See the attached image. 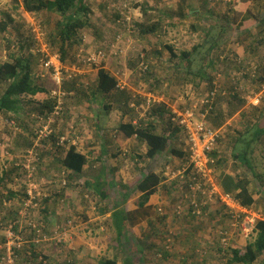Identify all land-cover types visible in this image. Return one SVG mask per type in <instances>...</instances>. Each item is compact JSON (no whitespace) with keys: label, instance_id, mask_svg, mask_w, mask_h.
<instances>
[{"label":"rangeland","instance_id":"1","mask_svg":"<svg viewBox=\"0 0 264 264\" xmlns=\"http://www.w3.org/2000/svg\"><path fill=\"white\" fill-rule=\"evenodd\" d=\"M118 1L126 2L128 4L130 8V16L132 18L131 25H135L134 30L136 32H133L132 27H131L132 33L127 32L126 30L119 31L120 27L115 25L114 15H112L115 12L110 11V14L108 13V10H107V7L109 8L108 5L117 3ZM156 1L157 0H148V1L147 0H86L87 4L91 7V11H92L89 17L90 25L88 29L83 31L84 33L82 37L83 43L81 47L72 48V51H71L72 57H75V62H76V55L79 53L81 49L83 50V54L88 55L98 48H104L108 46L110 42H114L116 40L118 35L122 36L121 39L119 40V42H121V49L126 50L121 57L125 66L118 65L119 69L116 72H118L119 75L121 73L125 75V72L128 73L127 76L126 75L125 76L128 80H130V83L126 81L127 87H129V90L126 89L125 91L120 92V94L117 97L108 96L107 101L105 100V102L112 103L111 106H114L118 109L116 112H114L115 121H112L111 126H109V124H106V120H103L102 118L98 119L100 122L102 123L104 122L105 125L107 126L106 136L111 135L110 136L111 138H113L114 140L116 139L114 137V134H116L115 131L118 128L119 122H121L120 121L121 113L122 115H124L123 113H126L132 116L133 115L132 111L134 113L136 112V114L133 116L136 117L135 120L140 121L141 119L146 117V114L152 108H154L153 105L150 107L145 105V100H144L145 95L148 94V92L152 91L150 88L152 85L151 86L149 85V81L147 83L144 82V78L148 79L147 75L153 76L155 72H156L155 74L159 76L163 75V73H161L162 72L161 69L159 68L160 67L159 62L163 58H167L168 56V53L164 50L165 46H172L177 53H181L183 51L190 52L192 51V48H196V46L201 47L196 52H194L192 55V60L190 63L191 71L192 73H195L196 75V73L199 70H201L202 72H205L206 75L211 79H213V77L215 76L216 79L215 81H213V84L217 86L216 88L218 89L219 95H220V96L218 95L219 99L218 100L216 99L214 102L213 112L210 114L211 116L209 115L208 119H206L208 116L205 118L206 120H208V122L205 120L206 124L210 123V126L212 127L214 125H222L224 119L227 118L228 113L232 111V108L234 106L241 105L239 102L241 100H248L250 104L253 105L255 99L258 98L257 104L258 105L264 104V83L260 82V80H263L264 78L261 77V79L258 81L259 78L253 79V78L247 77V78H242L240 82H233V79L236 77L233 78L232 75L236 72H230L228 68L229 67L228 63L230 61L227 60L229 57L230 58L233 57V60L235 59V54L232 53L231 46L233 42H241V43L244 42L246 34L249 37V42H255V44L258 47L259 45H261L259 44L261 43L259 42L260 37L264 38V22H262L261 20V15L264 14V0H247L249 1L248 5L250 4L248 7L250 9L249 13L250 15H253L254 18L252 21H250L251 24L247 25L246 27H244L242 23L237 25V22L234 21V19H236L234 17V14L232 13L234 8L233 7L231 8L232 5L228 4L230 0H210V2H207V1L203 2L202 0H191L192 9L190 10L186 9L188 8L189 3H183L179 0L177 1L174 0V2L172 3L170 1L165 2L166 0H161V2H164L161 5V7L154 6ZM148 7L151 8V11L146 10ZM208 7H210V10H207ZM159 10L160 11L162 10V12H166L168 16H170V18L165 19V22L162 23V26L160 27V31H158L157 33L145 35V36H142L139 33H137L138 25L140 24H147V25L155 24L156 25L158 23L157 21L160 19V17L159 15L157 16V13L159 12ZM5 13L10 14L11 18L17 23V25H20V28L18 29V31L16 32L14 31L13 32L14 34L11 38L21 39L22 42H17L15 39H10V38L6 39L5 36L0 33V42H1L0 43V62L10 61L9 59L5 60L7 56L9 57L8 51L11 47L10 46L11 44L8 43L9 44L8 45L6 43L8 40L14 45L20 44V43L25 45L24 46L25 49L24 51H22L23 58H25V53L27 51H29L30 54L33 55L31 50L35 49V47L38 48L39 43L36 42L35 37L31 32L32 22H35V23L37 22L39 25L41 24L43 31L44 32L47 31V34H48L50 29L53 28L56 22L59 21V18L57 17L56 14H49V13L47 14L45 12H42L40 14L26 15L23 12L22 8L17 7V4H15L13 0H0V19H2V15ZM217 37L220 38V42H214ZM39 42H42V41H39ZM45 42H46V39H45ZM212 44H214V46L217 48L216 50L209 51V47L212 46ZM142 49L148 52V57L150 61L149 69L145 72V74H140V72L136 68L130 69V66L133 65L134 67V64H135L134 60L137 57V53L141 51ZM263 50H264L263 48H260V53H258L259 56L257 57L259 58V60L255 62H247V63L243 62V66L242 65L239 66V69L243 70V72H247L250 70V66L252 65L260 66V64L264 62V51ZM158 52L162 53L161 58L157 56ZM209 59H211V61H209ZM72 60L73 58L71 59V61ZM75 62L73 64H75ZM117 62H119V60H117ZM65 65L71 66L69 64H65ZM77 66L79 68V71H81L80 75H78V77H76L74 81H71V82L65 81L67 82L66 84L70 86L66 90L68 92H74V91L76 92V95L74 98L69 95V97L65 100L66 103L69 102V106H72L74 103H77V104L85 103L86 98H87V93L89 91L95 92V90H93V86H91V89L88 87V82H89L88 79L82 81L83 79L82 76L84 75L87 76V73L85 72H90V70L84 67L83 64H77ZM180 68H182L183 70H186L184 66H181ZM263 68H264V64L261 67V70H258L257 72L263 75L264 74ZM173 69L174 68L170 70L167 69V71L165 72L166 74H168L167 76L170 78L169 80L173 82L172 83L168 82V84L160 85L159 87H157V90H153L157 92L154 94H158L157 96H154V97L160 100V102L166 104L168 109L171 110V107H172L173 110H175V112H177V110H182L186 105L188 106L191 105L193 96H195V98L204 97L206 94L210 92L209 91L210 84L207 83L208 81L205 79L202 80L199 77L195 79V82H197V87L195 88H193L192 85H186V86H182L183 84H181L180 86L177 85L175 78L171 77ZM192 81H194V79H192ZM3 84L7 85L8 83H3ZM46 84L50 88L53 87L51 80H50V76L46 79ZM81 84L83 85V89L80 92V91H77V89L80 88ZM235 84H237V86H233ZM170 85H173V86H170ZM220 88L224 90L223 91L225 92L224 96L221 95L222 93H221ZM3 90H4V87L2 88L0 87V91H3ZM228 93H231V96L236 102L234 104L233 102L234 100L231 99V96L228 98L227 104L223 102L221 105V109H220L223 119L216 120L215 113H219L216 110V105L220 104L225 99ZM253 93L255 94L252 95ZM134 94H135V97L133 98ZM125 95H127L128 99L125 98ZM236 95L239 97H236ZM237 98H239L240 100H238ZM28 100L29 99H24L23 102H27ZM39 102L40 101H38L37 104H39ZM123 102H128L129 105L122 106ZM116 103H118L119 105L116 106ZM130 103L135 104V106L130 107ZM29 104L31 107V109L29 110L36 111L37 109H39L37 108L39 107L38 105L31 104V103ZM26 108H28V106H26ZM92 115L96 118L97 116H99L96 110L92 111ZM262 115L263 113H261L260 117H262ZM163 118H167V116H164ZM262 118H263L262 120L263 122H260V125H258L257 128H264V116ZM70 120L71 119H68L66 120V122H69ZM166 121L167 120H165V122ZM193 124H197L196 117L193 120ZM34 125H35V129H37L38 124L35 123L33 124V126ZM29 126L31 127L32 124L29 123ZM68 127L69 128L73 127V124H69ZM6 129L8 131V133H6L7 135L14 136L15 131L12 127H11V131L8 128ZM91 130L95 133V135L97 134V132L94 129L91 128ZM17 136L18 134L15 137ZM3 141L4 139L1 140V142ZM95 146H98V145H95ZM6 147L8 148V145L3 143L2 150L0 151L1 155H5V153L7 152ZM171 147H174L178 151H182V149L184 148L186 152L187 142H186L185 134L180 132L173 139V142L171 143ZM120 148L121 147H119V150ZM228 150H229V145H225L224 151H228ZM97 151L98 149H95L94 154H98ZM120 152H121V155L123 156L124 151L121 150ZM37 153L41 155L40 152H37ZM169 155L170 154L167 152L163 153L162 157H158L151 164V165L161 164L159 168L163 164H164L163 165L164 168L166 166L169 167L164 170V175L168 176L169 180L167 181V177H166L163 183V185L165 186L167 185L168 187H170V180H174L176 178V175H173V174L171 175V173L180 171L178 169L180 168L182 164L178 160L168 158ZM122 156L118 159V163L121 164L120 166L124 164L123 168L125 172L121 174H118L116 172L112 173L110 164H114L116 160L109 159L108 160L109 169L107 171V175L104 177L105 185L103 189L105 192H107V195H108L107 200L110 202L108 203L110 210L114 209L113 204L115 203H118V205L120 203V205H122V203L124 202L123 196L125 194H127L130 197V195L135 193L134 191H130L129 189L125 190L123 188V185L128 186V188H131L141 178V176H139V179H138V175L136 174L129 175L127 173V167L129 166L130 160H126ZM200 161L203 162V159L199 160V162ZM120 168L122 167H118V169ZM220 168H222L223 170H227L230 168V166L229 164L228 166L227 164H222ZM43 170L47 171L44 168ZM20 173H24V172H20ZM89 174L91 175V177H93L91 171H89ZM44 176L47 177V172H46V175ZM129 176L132 179L129 178ZM40 178H41L40 173H38L35 176V179L34 178L29 179L27 175L25 176L20 175L19 178L16 179L17 182H14L13 185L9 184L10 186H8V188L9 190L12 189L13 193L20 195L19 192H23L24 188H26L27 185L35 183L37 185L32 184L35 189H32V185H31L28 187L27 191H31V193H34L35 195H39L41 199L38 202H40L41 204V201L42 202L47 201L46 198L50 197V194L44 189V188H47V186L44 184L45 183L44 181L40 182ZM214 178L217 180V175H214ZM11 180L13 181V179ZM66 180H67V187L68 188L72 187L71 185L72 182L71 183L70 181L68 182L67 178ZM85 183H87L86 177H84L83 180L79 181V184L74 182L73 185L81 187L80 193L77 190H75V192L77 193V196L82 197L83 199L82 203H84L85 206L88 207V206H91L94 202H96V196L93 191H91L90 189H85L83 187L82 184H85ZM159 192L161 195L165 197L163 198L160 195V199L165 200L167 197V194L165 195V192L163 189H160ZM222 193L223 192H221V195H223ZM175 201L178 206V204L182 201V198L179 193H176V191L172 189V191H170L169 193L168 203L169 202L173 203ZM22 204H23L22 198L15 197V199H13L12 206L8 205L4 207L3 209H1L0 207V219H2L1 222L4 228L7 225V222L5 220H7V217H8V216L6 217L5 211L12 210L16 212L21 209ZM260 206L263 207L264 209V199L263 198L260 200ZM29 207H31L32 210H34L35 212L37 206L36 207L29 206ZM29 207L24 206V209L27 210ZM99 208H102V207L99 206ZM167 208H168L167 214H165V210L162 207L160 208V211L158 212V214H163L167 217H169L170 215L174 216L171 211L175 209V207L173 208L167 207ZM210 209H211V206L208 207L207 211H210ZM230 209H233V213L235 214L234 216H239L240 213L244 212V210L237 208L234 205V203L231 204ZM63 213L65 215H72L73 211L64 210ZM258 213L264 217V210H260L258 211ZM85 216H86V219L88 220L89 218L88 214H85ZM23 217L28 218L26 216V213H23L22 218ZM243 218L244 216H241V217L239 216L238 218V222H239L238 225L240 229L242 226L241 222L243 221ZM15 220L19 225L22 223L21 222L22 220H19L18 218L17 219L15 218ZM15 220H10V222L15 221ZM245 220H247V218ZM76 221H77L76 218L69 219V220L66 219L63 225L59 224L58 226H56L55 223H53L54 227H53V230L51 231H56L57 233L54 232L53 234V232L49 231L52 234L53 238L52 237H48V238L53 239L56 244L62 246L61 249L63 250V253L61 251L60 256H59L61 258L63 257L65 258L67 256L66 254H68V250H70V248L68 247L70 245V241L68 240L69 235H66L63 238H60L59 236H57V234L63 232V231L60 232L59 229H61L63 226L66 225V227L68 228L67 229V234H68V232L73 230L75 228V225L78 224L76 223ZM218 221L219 222H218L217 232L221 229L229 227V219L223 216L222 214L219 215ZM82 223H85V222H82ZM154 223H157V221L153 220L152 225H154ZM45 224H48V223L44 221L43 225ZM98 224L100 226H104L103 231L105 233L107 232L110 233L108 223L106 224V222L102 221L101 223H98ZM89 226L94 227L95 225L90 223ZM175 226H176L175 222L169 223V221H166L165 219H160L157 225V229L159 231L154 232V235H152L153 233L152 229L148 228V225L146 224V226L144 227L145 230L142 231L143 233H145L146 237H144V235L142 234L141 239L140 238L130 239L128 237L120 239V243L124 249L123 254L119 253L118 251H114L112 249L110 243L108 242V239H105L101 235V230L93 233L92 228H90L91 230L86 229L84 230L85 231L84 238H100V239L105 240V241L103 240L100 244L98 243V241H89V240L86 241V243L90 245L89 253H91L92 251L93 258H96L95 260H98L100 262L103 259L104 260L113 259L116 262V264H120L122 259H124L125 252L129 251L131 255L130 254L128 255V259L132 260L133 264H153L154 262L151 258H150L151 261H149V256L144 254L142 257V252L140 251V249L143 250V252H146L148 255L150 254L152 250H155L156 252L158 251L159 258L162 254L161 252L166 249L168 250L170 254L168 257V260L165 261L166 264H168L169 261L170 263L175 262V264H187V263L193 264L189 262V259L191 256L190 248L187 249L188 252L180 251L177 254L173 253L172 249L176 248L177 242H178V239H175L174 234L176 233V230L178 234L188 233L189 240L191 243L193 242V240H196L197 235L196 234L194 235L190 224L184 221H180V226L178 229H175ZM246 228H247L246 229L247 231H244V235H242L240 231H237L236 234L242 235L243 236L242 238H244L245 241H247V243L249 242L251 243L254 239V235L252 231L249 232L251 226L250 227L248 226ZM2 231L4 232V230ZM89 232L91 233L88 234ZM50 235H47V236H50ZM232 238L230 239L229 242H231ZM139 240H141V246L139 244ZM29 241L30 239L26 237H20L19 239L9 241L16 248H17V245H19V248H17V250H19V255L17 256L16 253L14 252L15 262L17 261V264H41V262H44V261H45V264H68L67 260L60 261L57 259H56L57 262L55 261L54 263L53 257L56 258L57 253L55 252L54 254H52L53 252L51 251L52 249L48 251L46 250L50 248V245H51L50 242L42 244V245L41 244L32 245L33 246L32 252L38 255V261L33 260L32 257L33 255H36V254L31 255L30 254L31 248L28 247V249L30 250L25 248V246H27V243ZM211 241H212V237L209 238L210 243H212ZM6 243H7V239H4V241L0 242V254H3V256H0V262L2 258H6ZM130 247L131 248L133 247V251ZM181 247H182V250H184L183 245H181ZM200 248L202 250V245L201 247H198L196 249L199 250ZM84 249H82L81 253L75 256L74 264H87L85 263L87 258L82 260ZM173 255H175L177 258L176 259L173 258L172 257ZM44 258H47V259H44ZM141 258L142 259L144 258L143 261L141 260ZM155 258L156 260L159 259L158 257H155ZM186 258L188 259V262L183 263V261L186 260ZM33 261L36 263H34ZM159 263L160 262H156V264H159ZM220 263L226 264L227 262L223 258H220ZM69 264H72V262ZM100 264H103V263H100ZM195 264H198V263H195Z\"/></svg>","mask_w":264,"mask_h":264},{"label":"crops","instance_id":"2","mask_svg":"<svg viewBox=\"0 0 264 264\" xmlns=\"http://www.w3.org/2000/svg\"><path fill=\"white\" fill-rule=\"evenodd\" d=\"M236 3L231 6L233 7V14L236 19H234L235 22H237V25L241 24L246 27L247 25L251 24L250 21L253 20L254 16L250 15L249 13V1L247 0H236ZM187 11V10H186ZM189 11V10H188ZM261 20L264 21V19ZM245 32V31H244ZM1 43V42H0ZM232 53L235 54V57L237 56L240 58L244 63L247 62H255L259 60L257 58L259 56L258 53H260V48H263L262 45H259V47L255 44V42H249V37L246 34L244 42H233L231 46ZM264 49V48H263ZM258 54V55H256ZM253 59V60H251ZM115 60L110 59L107 60L104 68L107 70L113 77L116 78L115 72L119 69L118 66L115 65ZM230 68V66H229ZM233 68V67H231ZM234 69V68H233ZM230 72H233L232 69H230ZM87 73V72H85ZM96 74L87 73V76H82V81L87 80L88 87L91 89V86H93V90H95L94 84L96 82ZM130 83V80H128ZM9 84V83H8ZM8 84H1L0 87H4L3 91H0V97L4 93L5 89L8 87ZM36 84L39 87H43L48 92L50 91V87L47 86L46 80H36ZM125 90H129V87H127V83L125 82ZM70 86H68L66 83L62 86L66 90ZM124 90V91H125ZM67 91V90H66ZM118 92L114 93V96H118ZM253 93L252 95H254ZM112 96V95H110ZM104 95H101L96 90L95 92L89 91L87 93V98L85 103L83 104H77L74 103L72 106H69V102L65 104V112L64 116L61 120H57L53 123V128L55 130V136L52 138L51 142H46L43 144L42 150H41V157H40V171L38 173L41 174L42 180L46 182L47 188H44L49 194L50 198L48 202L45 201L40 206V215L41 218L45 222L48 223V225H51L53 223L61 224L65 222V220L74 219L76 218L78 223L75 225V228L68 232L67 235H69V241L70 245L68 246L70 250H68V254L71 253L74 256L75 262V256L77 254L82 252V249H84V254L82 255V260L86 259L87 264H100L102 262L95 260L96 258H93V252H90V245L86 243L87 240L89 241H98L100 244L104 239L100 238H84V230L92 228L93 233L98 232L101 230V235L108 239V242L110 243L112 249L114 251H118L119 253L123 254V247L120 243V247H116V242L110 239V233H105L103 231L104 226H100L98 223H101L102 221L108 223L111 214L113 212V209H109L108 203H110L107 198L105 200L99 199L97 195V183H101V189L104 188L105 185V176L107 175V171L109 169L108 166V160L109 159H115L114 164H110V168L112 173L116 172L118 174L124 173V164L120 166L121 164L118 163V159L122 156L121 150L124 151L123 158L126 160H130L129 166L127 167V173L129 175L136 174L141 176L142 174L145 175L148 172H153L156 174H164V170L166 168H169L166 166L165 168L163 165L159 168L161 164L157 165H151L153 161H155L159 156H156L154 159H147L145 157L147 147L144 142L139 141L136 137H126L121 131H119V128L115 131L116 134H114L115 140L111 138L110 136H106V125L103 122H100L98 119L102 118L103 120H106V124H109V126L112 125V121H115V113L118 109L114 106H111L112 103H107V97L104 98ZM239 97V96H238ZM46 95L43 93H37L31 99L34 102L35 105H38L41 108L43 105H41L42 102L45 101ZM219 99V98H218ZM240 100L239 98H237ZM242 99V98H241ZM39 102V104H37ZM235 104V100L233 101ZM241 105L234 106L232 108L231 112H227L228 116L226 119H224V123L217 127V129H220L222 131L220 140L218 141V145L216 149L210 153V157L214 158V168L210 175V178L208 177L209 181L212 182L214 193L219 197L222 194H225L226 192L223 191L220 185V176L221 175H229L231 176L235 181L237 180H243L248 183L247 190L253 199L254 203L253 205L249 206V209H251V217L253 220V224L251 225V229L253 226H256V223L258 221H264V217L258 213L260 210H264L263 207L260 206V200L264 199V128H257L258 125H260V122H263V116H264V104H259L257 106H253L250 104L248 100H241L239 101ZM248 102V103H247ZM111 106V111L107 109V106ZM222 104V103H221ZM28 106V108H26ZM116 106L118 104L116 103ZM30 104H24L23 102L19 103V107L17 110V115H19V119L22 121L17 122L16 121V113L9 112L6 116L4 114H0V139L4 141L1 142L0 140V151L2 150V144L5 143L8 145V149H11V155L14 158H17V156L27 148H29L32 145V132L31 129H35V124L31 120V115L36 114V111H31ZM173 108L171 107V110ZM20 110V113H19ZM96 110L99 114V116L94 117L92 115V111ZM137 110V108H136ZM261 113H263L262 117H260ZM22 114V115H21ZM124 115H121L119 125L122 124H128L133 123L136 124L137 120H135L136 112L134 113L132 111V116L130 114L123 113ZM262 118V119H261ZM71 119L69 122H66V120ZM19 126H18V124ZM29 123L32 124V126H29ZM14 124L17 125V129H14L16 132L14 136H9L6 133H8V128L11 131V125L14 126ZM69 124H73V127H68ZM21 125V126H20ZM118 125V126H119ZM235 127H249L250 128V135H246L245 137H239V134H235L234 129ZM94 129L97 134L91 130ZM6 131V132H5ZM224 132V133H223ZM18 134L17 137H15ZM110 134V133H108ZM9 136V137H8ZM56 137H63L67 139L68 144L74 145L73 148L77 153L85 157L86 164L82 167V172L80 174H73L71 172L68 173V182L70 181L72 187H62L61 186V180L59 179L60 175L66 171V169L63 168L62 162L66 157V154L69 150V147L64 146L61 149H52L53 142L56 140ZM240 138V144L237 145L236 141ZM243 138H246V141L250 144V147L248 148L247 154L243 155L242 152H240L242 149H245V142ZM244 143V144H243ZM98 145V146H95ZM225 145H229V150L224 151ZM119 147L120 150H119ZM187 150L185 152L184 148L182 151L184 153V157L187 156L186 159L189 158V160H185L184 163H193V160L190 158L188 147H186ZM236 148L238 152L236 153ZM98 149V154H94V150ZM106 151V152H104ZM17 152V153H16ZM104 152V153H102ZM16 153V154H15ZM186 153V154H185ZM12 156L6 157L4 155L0 154V167L3 164L12 165L14 161H10ZM235 156V157H234ZM170 159L178 160L180 163L183 162V159H180L179 157L169 155ZM10 159V160H9ZM135 161V162H134ZM187 161V162H186ZM222 164H229L230 168L223 170L220 168ZM118 167H122L118 169ZM43 168L47 171H44ZM179 170V169H178ZM89 171H91L93 177L89 174ZM47 172V177L46 175ZM179 171H176L175 173H171V175L178 174ZM44 174V175H43ZM214 175H217V180L214 178ZM84 177L87 178V183L82 184L85 189H90L94 192L96 196V202H94L91 206L86 207L83 202L82 197L77 196V193L75 190H77L80 193L81 187L74 186V182L79 184V181L83 180ZM129 178H131L129 176ZM219 178V179H218ZM132 179V178H131ZM140 180V179H139ZM168 181V180H167ZM166 181V182H167ZM11 181L7 183V187L10 186ZM88 182L90 184H88ZM164 183V181H163ZM163 183L157 188V191L151 195L146 203L142 206V208H138L134 205V201H139V198L141 194L137 191L130 195V197H126L125 201L120 205L119 207L124 209L125 214H127V218L129 219V223L127 226V229L125 230L124 237L122 238H140L143 234L144 237H146L144 231V227L146 224L148 225V228H151L154 235V232H158L157 225L159 223L160 219H165L166 221H169V223H176L175 229H178L180 226V221H184L188 224H190L191 229L194 233V235H197L196 240H193L191 243L189 240V234L188 233H181L178 234L177 230L175 235V239H178L176 248L172 249L174 254H177L178 252H184L187 251L188 248H190V263H198V264H223L220 263L221 258V252L214 251L211 247L212 245H216V250L218 249V245L212 244L209 242V238L212 237V239L215 237L214 230L217 234V228H218V220L220 211H223L226 213V217L230 220L234 219V213L231 212L228 209H225L227 206L223 203H220L217 201V196L213 195L212 200L209 201L208 196L206 195L207 190L203 189L202 194H199L198 197L193 198L189 201L193 200L197 207H190L188 205H181L178 204L179 207H181L184 210V213L181 216L175 215V210H177V203L176 201L171 203H168L169 193L170 189L168 186L163 185ZM136 186V183L133 187L128 188V186L123 185V188H127L130 191ZM1 190L5 193L6 190L1 187ZM163 189L165 192V195L167 194V197L165 200L160 199V192L159 190ZM211 186L209 187L208 192H212ZM235 194V193H234ZM163 198H165L163 195H161ZM210 197V196H209ZM234 198V197H233ZM202 200L207 201L205 205H202ZM217 201V202H215ZM235 203H238L237 201ZM208 205L211 206L210 211L205 210L202 212V207ZM101 206L102 208H99ZM106 206L108 209H106ZM164 208L165 214H167V207H175L171 212L174 216L170 215L169 217L158 214L160 211V208ZM254 208V209H252ZM64 210L67 211H73L72 215H65L63 213ZM102 211V212H101ZM6 215L9 219H13L17 216V212H14L12 210L5 211ZM85 214H88V220L86 219ZM37 214H35L36 216ZM133 215V216H132ZM55 216V217H54ZM34 215L31 216L33 219ZM185 217V218H183ZM181 218V219H180ZM217 218V219H216ZM153 220H156L157 223H154L152 225ZM85 222V223H82ZM92 223L95 225L94 227H90L89 224ZM254 228V227H253ZM238 229L234 230L233 232H237ZM253 230V229H252ZM222 234L226 233V228L222 229ZM53 234L55 231H52ZM89 232L88 234H90ZM255 237V231L252 232ZM87 234V233H86ZM85 234V235H86ZM51 236V235H50ZM137 236V237H136ZM242 235L236 234L231 240V248L234 250H239L241 252H244L246 249V246L248 245L247 241H245L244 238H242ZM216 238V237H215ZM105 241V240H104ZM137 241V240H136ZM177 241V240H176ZM155 242V241H154ZM250 243V242H249ZM139 244L141 246V240H139ZM181 245H183L184 250H182ZM204 247L203 250L201 248L197 250L198 247ZM122 249V251H119L118 249ZM131 248V247H130ZM133 251V247L131 248ZM143 255H148L146 252H143V250L140 249ZM156 252L155 250H152L151 252ZM204 251V252H202ZM188 252V251H187ZM158 253V251H157ZM189 253V254H190ZM68 254H66L68 256ZM130 254L129 251H126L124 254V259L120 262V264H126V260L128 259V255ZM86 255V256H84ZM131 255V254H130ZM148 256L152 259V253H150ZM90 257V259H89ZM156 257V254L154 255V258ZM177 258V257H176ZM60 260L63 261L64 259L56 256L53 257L54 263L55 261ZM142 259V258H141ZM113 260V259H112ZM101 261H108V260H101ZM114 261V260H113ZM149 261L150 258H149ZM57 262V261H56ZM78 262V261H77ZM153 264H156V260H153ZM159 262V261H158ZM183 263H186V260L183 261ZM161 264V263H159ZM168 264H175V262H168ZM188 264V263H187ZM254 264H264V251L259 255L258 259L255 261Z\"/></svg>","mask_w":264,"mask_h":264},{"label":"trees","instance_id":"3","mask_svg":"<svg viewBox=\"0 0 264 264\" xmlns=\"http://www.w3.org/2000/svg\"><path fill=\"white\" fill-rule=\"evenodd\" d=\"M15 4H17V7H22L23 11L25 13H31V14H40L42 12L49 13V14H56L57 17L59 18V21L56 22L53 28L50 29V31L47 34V31H43L44 38L46 39V42L48 44V48L50 50V53H57L60 55V60L64 64H69L72 65L75 62V57H72V48L76 47L79 48L81 47L83 40V31L88 29L90 22H89V17L92 13L91 7L87 4L86 0H13ZM169 0H166L168 2ZM183 3H189L188 8L186 9H192V2L191 0H179ZM188 1V2H187ZM203 2H210V0H202ZM230 1L228 4L229 5H234L236 2ZM164 2H161V0H157L155 2L154 6L161 7V5ZM172 3V2H171ZM107 10L109 8L107 7ZM146 10H150L151 8H147ZM207 10H210V7H208ZM114 14V13H113ZM159 15L160 19L157 21L158 23L152 24V25H147V24H140L138 25L137 33H139L142 36L145 35H150L157 33L160 31V27L162 26V23L165 22V19L170 18L166 12H162V10L157 13V16ZM118 17V16H117ZM181 17V16H179ZM262 19H264V14L261 15ZM174 19V17H173ZM0 33L5 36L6 39H15L17 42H22L21 39L17 38H11L13 36V32L18 31L20 28V25H17V23L11 18L10 14L5 13L2 15V19H0ZM264 22V21H262ZM136 32V31H134ZM260 37V36H259ZM14 40V41H15ZM115 40V39H114ZM214 42H220V38L217 37ZM259 44H261L264 48V38L260 37ZM7 44H11L9 51V57L8 59L10 61L6 62H0V83H9L8 87L5 89L4 93L0 97V114H4L6 116L9 112L16 113L19 107V103H21V100L24 99H29L27 102H23L24 104L31 103L35 104L31 99L34 95L37 93H43L46 95L45 101L41 103L43 105L41 108L37 109L36 114H43L50 112L55 105V100L49 96V92L45 90L43 87H39L36 84V80H38L39 76L37 75V58L30 54L29 51L25 53V58L22 56V51H24V46L22 43L20 44H12L9 40L6 42ZM114 43V42H113ZM8 44V45H9ZM201 47L192 48V51L190 52H181L177 53L172 46H165L164 50L168 53L167 58H163L159 63H160V69L161 73H163L162 76H159L154 73V75H147V78H144V82L149 81V85L151 86L150 93H152L154 96H157L158 94L156 91L157 87L163 84H168V82L172 83L173 81H170L169 77L167 76L165 72L172 68V76L176 80L177 85L186 86V85H192L193 88L197 87V82H195V79L198 77L201 78L202 80L205 79L207 80L210 84V90H213L215 87H217L215 84H213V81H215L216 77L214 76L213 79L209 78L205 72H202L199 70L196 75L195 73H192L191 71V60H192V55L194 52H196L198 49ZM217 47L212 44V46L209 47V51L216 50ZM264 51V50H263ZM140 54H143V57L140 56ZM162 53L157 54L159 58H161ZM115 57V55H113ZM116 57H119V52L117 53ZM73 60L71 61V59ZM238 57L236 56L235 59ZM235 59L233 60L232 58H228L227 60L230 61L228 63V66H230L229 70L232 69L233 72H240L239 66L237 65ZM135 64L134 67L133 65L130 66V69L136 68L140 63H142L145 67H147V70L149 69V57H148V52H146L144 49L141 50V52L138 54V57L134 60ZM176 61V62H175ZM211 61V59H209ZM133 62V61H131ZM167 62V63H166ZM243 62V61H242ZM76 63V62H75ZM210 65V64H208ZM243 66V64H241ZM181 66H184L186 70H183L180 68ZM206 66V65H204ZM177 67V69H176ZM233 67V68H231ZM244 76V77H243ZM241 77L236 76V78L233 79V82H240L242 78H247L246 74ZM96 82L94 84L95 90L100 93L101 95H104L106 97L112 95L117 92V79L113 77L103 66H101L97 73H96ZM259 79L258 81L262 78H264V74H259L257 76ZM251 78V77H250ZM194 79V81H192ZM202 82V81H201ZM261 83H264V79L260 80ZM218 85V84H217ZM173 86V85H170ZM237 86V84L233 85ZM83 85H80V88L77 89V91H82ZM221 90V95L224 96L225 92L220 88ZM233 92V91H231ZM117 94H120L118 92ZM123 94V93H122ZM238 94V93H237ZM217 94L216 99L218 100ZM231 96V93H228L225 97V99L221 103L227 104L228 98ZM236 97H238L236 95ZM125 98L128 99L127 95H125ZM215 99V100H216ZM231 99L233 97L231 96ZM210 104V108L212 105V109L209 115L213 112V105L214 102ZM194 103L191 102V105L188 106L186 105L184 108L191 107L192 104ZM216 105V110L219 113H215L216 115V120H221L223 119V116L221 114V105L222 104ZM118 104V103H117ZM119 105V104H118ZM128 102H123L122 106H128ZM107 106V105H106ZM147 114L146 117L141 119L140 121H137L136 124L133 123H128V124H122L119 125V131H121L126 137H136L139 141L144 142L147 147V151L145 154V157L147 159H154L156 156L162 157L163 153H169L173 156L179 157L180 159H183V162L179 168V170L184 169V176H186L183 180L181 176H178L174 180H170V191L172 189L176 191V193H179L181 195L182 201L179 203L181 205H188L192 207V204H189V201L193 198L198 197L199 191L191 193L189 190V186L192 185L193 183V163H184L187 156L184 157V153L176 150L174 147H171V143L173 142V139L180 133L184 132L180 127H178L175 123L172 122V112L170 109L167 108L166 104L164 103H158L153 106ZM183 108V109H184ZM107 109L111 110V106H107ZM182 109V110H183ZM18 113V112H17ZM15 114L16 121L20 122L21 120L19 119V115ZM20 113V110H19ZM22 115V114H21ZM164 116H167V118H163ZM211 116V115H210ZM167 120L165 122V120ZM208 122V120H206ZM22 122V121H21ZM224 123V121H223ZM222 123V124H223ZM18 124V123H17ZM210 126V123H208ZM221 124V122H220ZM17 126V125H16ZM19 126V124H18ZM21 126V125H20ZM220 125H214L213 127L210 126L212 129H217ZM35 129H31L32 134L34 135ZM264 131V130H263ZM235 134H239V137H245L246 135H250L249 133L250 128L249 127H235L234 129ZM32 139V138H31ZM187 139V138H186ZM244 141H246V138H243ZM240 138L236 141L237 145L240 144ZM244 144V143H243ZM245 149H242L240 152H242L243 155L247 154L248 148L250 147V144L248 141L245 142ZM189 147V145H187ZM7 149V153L11 154V149ZM236 153L238 152L236 148ZM106 152V151H104ZM102 152V153H104ZM17 153V152H16ZM15 153V154H16ZM190 154V152H189ZM208 155V154H207ZM6 156V155H4ZM8 157V156H6ZM235 157V156H234ZM9 158V157H8ZM10 160V159H9ZM10 161H14L12 165H5L3 164L0 167V188L3 187L6 192L4 193L3 190L0 189V203L2 204L1 201H10L16 198H23L25 195H19L15 194L13 192L8 191V188H6L8 181H11V179H14L23 173H20V169L18 168V162L19 160L17 159H11ZM186 161V162H187ZM86 164V159L79 153L75 151L73 147H70L65 159L62 162V166L64 169L68 170L69 172L73 174H80L82 172V167L83 165ZM23 172L25 171L24 169L22 170ZM169 180L168 176L162 174H156L153 172H148L145 175H141V178L139 181L136 182V186L131 190V191H137L141 194L139 201H134V205L137 206L138 208H142V206L146 203L148 198L153 195L156 191L157 188L163 183V181L166 179ZM181 177V178H180ZM220 185L221 188L223 189L224 192L232 194L235 198V200L242 206L249 208L250 205H253L254 201L251 198L248 190H247V185L248 183L243 180H237L235 181L231 176L229 175H221L220 176ZM88 184H90L88 182ZM97 189L96 193L98 195L99 199L105 200L107 197V192L104 191V189H101V183H97ZM127 190V188H125ZM235 193V194H234ZM125 198L128 197L127 194L124 195ZM123 196V197H124ZM124 198V201H125ZM48 200V199H46ZM51 200H48V202ZM113 212L110 217V221H108V227L110 230V239L116 242V247H120V239L124 237L125 230L127 229L129 219L127 218V214H125L124 209L120 208L118 203L113 204ZM106 209L108 207L106 206ZM208 209V205L202 207V212ZM102 212V211H101ZM18 213V212H17ZM133 216V215H132ZM8 221L14 220V219H9L7 218ZM56 226L59 224L55 223ZM53 224L48 225L45 224L44 227H40V225L37 226V229L33 231L32 235L29 236L27 234V231L30 230V228H27L24 226V229L26 231V234L28 235L27 238L30 239V241L27 243V246H25L26 249L30 250V254H36L32 252V245L37 244L42 245L45 243L50 242V248L46 249L53 251L52 254L55 252L57 253V256H60V253L63 250L61 249L62 246L58 245L54 242L53 239L48 238L49 241H45L44 236H40L41 234L45 235H50L51 233L49 231L53 230ZM66 225L63 226L61 229H59L60 232L62 231H67ZM4 230V232L2 231ZM52 232V231H51ZM60 234V233H59ZM58 236L61 238L62 235ZM215 237L212 239V244H217L218 249L216 250V245H212V249L214 251H217L218 253L220 252L221 249V242L219 241V238L216 233ZM255 237L251 243H248L246 246V249L244 252H241L239 250H234L230 249L229 252H227L224 255V260L227 262L226 264H254L255 261L258 259L259 255L264 251V221H258L255 226ZM8 237L6 234V230L4 227L1 225L0 226V242L4 241V239ZM47 237H52L53 236H47ZM36 242V243H35ZM56 247V248H54ZM19 248V247H17ZM16 247H13V251L16 253V255H19V250H17ZM204 247H202V250ZM119 251H122V249H118ZM203 252V251H202ZM152 253V260H156V258L153 257V255L156 254V257L159 258L157 252H150ZM161 256L157 262L159 261L161 264H166L165 261L168 260L169 257V252L168 250H163L161 252ZM0 256H3V254H0ZM74 255L69 253L68 256L64 258V260H67V263H73L74 261ZM148 256V255H147ZM173 258L176 259V256L173 255ZM149 258H151L149 256ZM33 260L38 261V255H33L32 257ZM47 259V258H44ZM144 259V258H143ZM143 259H141L143 261ZM146 259V258H145ZM34 262V261H33ZM103 264H116L115 261L113 260H108V261H101ZM188 262V259L186 258V263ZM36 263V262H34ZM65 263V262H64ZM126 264H133L132 260H126ZM146 263V262H144ZM43 264V262H41Z\"/></svg>","mask_w":264,"mask_h":264},{"label":"built area","instance_id":"4","mask_svg":"<svg viewBox=\"0 0 264 264\" xmlns=\"http://www.w3.org/2000/svg\"><path fill=\"white\" fill-rule=\"evenodd\" d=\"M148 1V0H147ZM170 2H174V0H169ZM177 1V0H175ZM231 1V0H230ZM234 1V0H232ZM118 14V17L115 19V25L120 27V30H126L127 32H132L131 30V24H132V18L130 16V8L127 4L119 5L117 8H114L113 10ZM32 25V32L35 34V38L37 40L43 39L44 35L41 32V29L39 26L35 24ZM121 35H118L114 43L111 45V50L108 54H106L102 49H98L94 51L92 54L86 56L83 54L82 50L79 51V53L76 55V63L71 66H66L62 64L60 61V57L57 53L49 54L47 46H43L40 49V53L44 54L43 59L40 60V68L42 71L50 73L51 79L54 85L57 87V89L53 90L51 92V97L55 100V105L53 106L50 113L45 115H40L36 117L37 123L39 124V127L35 134V145H38L42 140L48 139L52 135V125L53 123L64 116L65 112V100L67 99L68 94L64 92L61 87L65 83V81H71L78 77L80 75L81 71H79V68L77 64H83L84 67L88 68L89 70H96L100 67L103 61L112 54H117L118 52L121 53L122 51L119 50V46L121 42L119 40L121 39ZM141 57H143V54H140ZM238 66H241L243 64L242 60L240 58L235 59ZM64 65V66H63ZM140 69L143 71L146 69V67L140 63ZM259 70L258 66L252 65L250 66V70L247 72H243V70H240L239 73H234L232 77H241L243 74H247L251 78L257 77V71ZM41 78H44V74L42 73L40 75ZM117 88L122 89V85L119 83L117 85ZM217 94H219L218 89L215 87L213 90H211L208 94H206L204 97L195 98V96L192 97V104L191 107L184 108L183 110H171L172 112V122L175 123L178 127L184 131L183 133L186 136V142L187 145H189L188 150L190 152V158L193 160V183L189 186V190L191 193L198 192L199 194H202L203 189H207L211 186L213 188L212 182L209 181L208 177L210 178V175L214 168V158L210 157V153H212L217 145L218 141L220 140L222 131L217 129H212L208 124H206V117L210 113L212 109V105L210 108V104L213 103V101L216 99ZM161 103L160 100L155 98L152 95L147 96L146 105L150 107L151 105ZM258 103V98L255 99L254 104ZM196 105V106H195ZM199 108V110H198ZM196 117L197 124H193V120ZM65 142V138H60L57 142V145H62ZM208 154V155H207ZM22 158L26 161L25 169L27 170L28 178H30L33 174V168H31V164L36 159V154L32 151L27 152L22 156ZM203 159V162L199 160ZM192 163V162H191ZM204 163V165H203ZM185 169V168H184ZM181 169L178 174H176V178L178 176L182 177V180L186 177L184 175L185 170ZM180 177V178H181ZM30 184L29 186H31ZM28 186V187H29ZM32 189H35L32 185ZM212 194L214 192H211ZM211 195V194H210ZM27 206H37L36 201L38 200L39 195H35L34 193H31V191H27ZM210 200H212L211 197L208 196ZM219 200L221 203L225 204L228 208H230L231 204L235 201L233 197L230 194H223L219 196ZM207 202L202 200V205H205ZM193 207H197L195 202L192 200L190 202ZM180 209V207H178ZM23 213H26V216L29 218L28 213L21 212L20 216L23 215ZM244 213H246L244 211ZM241 217V216H240ZM26 217H23L22 219L25 220L26 223V230L27 228H30L29 231H27V234L29 236L32 235L33 231L37 229V226L40 225L42 227V224H37L39 221H35L36 219L32 220V218L28 219ZM238 218L239 216H234V219L236 221V224H238ZM247 218V220H245ZM253 224V220L251 216H245L243 218V221L241 222V229H239L240 233L244 235V231H247L246 227H250ZM2 225L1 219H0V226ZM235 226V225H234ZM252 229L250 228L249 232H251ZM248 232V233H249ZM67 231H63L61 234V238L65 236ZM26 234V231H25ZM26 236L28 237V235ZM7 243H6V258H2L0 264H17V261L15 262L14 257V251H13V244L9 242L10 240H16L20 238V235L15 233L14 231V224L10 223L7 226ZM224 237L222 238L221 242L223 245L226 244V238L225 236L227 233L223 234ZM40 236H44L45 241H49L47 238V235L41 234ZM58 236V234H57ZM36 243V242H35ZM38 244V243H37ZM19 247V245H17ZM45 264V261L43 262Z\"/></svg>","mask_w":264,"mask_h":264},{"label":"clouds","instance_id":"5","mask_svg":"<svg viewBox=\"0 0 264 264\" xmlns=\"http://www.w3.org/2000/svg\"><path fill=\"white\" fill-rule=\"evenodd\" d=\"M18 1H20V0H18ZM166 2V1H165ZM121 3H123V4H127L126 2H121V1H118L117 3H113V4H109L108 6H109V10H108V13L110 14V11L111 12H113V10H114V8H117L119 5H122ZM128 5V4H127ZM22 8V7H21ZM22 10H23V8H22ZM24 13H25V11H23ZM26 15H28V14H31V13H25ZM112 15H114V22H115V19L117 18V16H118V14L115 12L114 14H112ZM31 24H35V25H37V26H39V28L41 29V32L43 33V29H42V25L40 24H38L37 22L35 23V22H32ZM132 26V29H133V32L135 31L134 29H135V25H131ZM31 32H32V25H31ZM132 33V32H131ZM32 34L34 35V37H35V34L32 32ZM35 40H36V42H38L39 43V46H38V48L37 47H35V49H33V50H31V52L33 53V55L37 58V75L39 76V78H38V80L40 81V80H46L49 76H50V80H51V83H52V85H53V87L50 89V91H49V96L51 97V92L53 91V90H55V89H57V87L54 85V83L52 82V79H51V74L50 73H47V72H44V71H42L41 70V68H40V60L41 59H43V57H44V54H42V53H40V49L43 47V46H47V49H48V53L49 54H52V53H50V50H49V48H48V44H47V42H45V39H44V37H43V39H41L40 41H42V42H39V40H37L36 38H35ZM113 44V42H110L109 43V45L108 46H106V47H104V48H98V49H102L106 54H108L109 52H110V50H111V45ZM119 48V50L120 51H122L121 53H119V57H116V55L117 54H112V55H109L106 59H105V61H103L102 62V64L100 65V67L101 66H103L104 67V65H105V63H106V61L108 60H110V59H112V60H115L114 62H115V65H122V66H125V64H124V62H123V60L121 59V57H122V55H123V53L126 51V50H123V49H121V44H120V46L118 47ZM98 49H96V50H98ZM82 50V49H81ZM96 50H94V51H96ZM93 51V52H94ZM10 52L11 51H8V53L10 54ZM82 52H83V50H82ZM92 52V53H93ZM141 51H139L138 53H137V57H138V54L140 53ZM92 53H90V54H92ZM90 54H88V55H90ZM59 55V54H58ZM84 55H86V54H84ZM88 55H86V56H88ZM113 55H115V57L113 56ZM59 57H60V55H59ZM61 59V58H60ZM5 60H8V56L6 57V59ZM117 60H119V62H117ZM61 61V60H60ZM4 62H6V61H4ZM62 64H64V63H62ZM263 64H264V62H262L261 64H260V66H258L259 67V70H261V67L263 66ZM65 65V64H64ZM99 67V68H100ZM119 67V66H118ZM99 68H97L96 70L94 69V70H90V73H92V74H96L97 73V71H98V69ZM136 69H138V71L140 72V74H145V72L147 71V67H146V69L145 70H141L140 69V65H138L137 67H136ZM263 70H264V68H263ZM44 74V78H41L40 77V75L41 74ZM87 73H89V72H87ZM115 74H116V79H117V81H118V83H117V85L120 83L121 85H122V89H119V88H117V86H116V88H117V92H123L124 90H125V82L126 81H128V79L126 78V76H127V74L128 73H126L125 72V75L123 74V73H121L120 75L118 74V72H115ZM259 72H257V76H259ZM256 78H258V77H256ZM253 79H255V78H253ZM71 81H74V79L73 80H71ZM71 81H68V82H71ZM65 83H67V82H65ZM64 83V84H65ZM63 84V85H64ZM62 85V86H63ZM62 88V87H61ZM63 91L64 92H66L67 94H68V96H67V98L69 97V95L70 96H72L73 98L75 97V95H76V92L74 91V92H68V91H66L64 88H63ZM148 95H152V96H154L152 93H150V92H148V94H146L145 95V98H144V100H145V105H146V101H147V96ZM135 97V94L133 95V98ZM52 98V97H51ZM21 102H23V100H21ZM248 103V102H247ZM65 104H66V102H65ZM65 104H64V107H65ZM154 105H156V104H154ZM153 105V106H154ZM258 104H253V106H257ZM135 106V104H133V103H130V107H134ZM152 106V105H151ZM148 109H150V108H148ZM51 112V111H50ZM50 112H47V113H43V114H32L31 115V119H32V121L34 122V123H36V124H38L37 123V120H36V117L37 116H40V115H45V114H48V113H50ZM62 118H59V119H57L58 121L59 120H61ZM56 120V121H57ZM10 127H12L13 129H17V126H16V124H14V126H10ZM38 127H39V124H38ZM52 127V135L48 138V139H45V140H42L38 145H35V134H36V131H37V129H35V131H34V135L32 136V145L29 147V148H27L26 150H24V151H22L18 156H17V158H14L11 154H8L7 152L5 153V155L6 156H12V158L13 159H17V160H19V162H18V168L20 169V172H23L22 170L24 169L25 171H24V173L21 175V176H25V175H27V177H28V174H27V170L25 169V165H26V161L22 158V156L24 155V154H26L27 152H29V151H32V152H34L35 154H36V159H35V161L31 164V168H33L34 170H33V174H32V176L29 178V179H31V178H34L35 179V176L38 174V172L40 171L39 169H40V164H39V162H40V157H41V155L40 154H38L37 152H40L41 153V150H42V147H43V144L44 143H46V142H51L52 141V138L55 136V130H54V128H53V125L51 126ZM217 130H220V129H217ZM15 131V130H14ZM16 132V131H15ZM60 138H62V137H56V140L53 142V145H52V149H61V148H63L64 146H66V147H73L74 145H72V144H68V142H67V139H65V142L62 144V145H57V142L59 141V139ZM68 173H69V171L68 170H66L65 172H63L61 175H60V177H59V179L61 180V186L62 187H64V188H66L67 187V180H66V178H67V175H68ZM17 178H19V176L18 177H16V178H14L13 179V181L11 180V182H10V184L11 185H13L14 184V182H17ZM42 181H44V180H42V178H40V182H42ZM45 182V181H44ZM32 184H34V185H37V184H35V183H32ZM45 185H46V182L44 183ZM28 186L29 185H27L26 186V188H24V191L23 192H19L20 193V195L22 194V195H25V197H24V199L22 198V201H23V204H22V207H21V209L20 210H18V211H16V212H18L17 213V216L15 217L16 219L18 218L19 220H22L21 222V224L19 225L17 222H16V220H15V218H13L15 221H8V220H5L6 222H7V225L5 226V230H6V234H7V226L10 224V223H13L14 224V231H15V233L17 234H19L20 235V237H26L27 238V236H26V234H25V229H24V226H26V223H25V220L24 219H22V216H20V213L21 212H27L28 213V216H29V218L31 219V216L32 215H34V217H33V219L32 220H34V219H36L35 221H39L37 224H42V227H44V220H43V218H41V215H40V212H39V210L41 209L40 208V206H41V204L43 203L42 201H41V204H40V202H38L41 198H38V200L36 201V203H37V207H36V210H35V212H34V210H32V208L31 207H29L27 210H25L24 209V206H26V207H28L27 206V200H28V196H27V189H28ZM213 190H212V192H214V188H212ZM207 190V193H206V195L208 196H210L211 198H212V196L213 195H216V193H211V192H208V190H209V188H207L206 189ZM8 191H10V192H12L13 190L11 189V190H9V188H8ZM43 193V192H42ZM211 194V195H210ZM225 194H229V193H225ZM232 197H234L232 194H230ZM217 196V195H216ZM50 197H48V198H46V199H49ZM213 199V198H212ZM234 199V201L236 202V200H235V198H233ZM205 201V200H204ZM209 201H211L210 199H209ZM217 201H219L220 203H221V201L219 200V197L217 196ZM217 201H215V202H217ZM2 202V204L0 203V207H1V209H3L4 207H6V206H12V204H13V201L12 200H10V201H8V202H6V201H1ZM207 202V201H206ZM40 204V205H39ZM224 205V204H223ZM235 206L237 207V208H239V209H242V210H244L246 213H244V212H242V213H240L239 214V216H251V209H249V208H246V207H242L239 203H235ZM179 207V206H178ZM178 207H177V210H175V215L176 216H181L183 213H184V210L180 207V209H178ZM225 209H228V210H230L231 212H233V209H230V208H228V207H226ZM35 214H37L36 216H35ZM220 214H222L223 216H225L226 217V213L224 212V209H223V211H222V213H221V211H220ZM6 217H7V215H6ZM8 218V217H7ZM1 221H2V219H1ZM235 225V226H234ZM254 227V228H253ZM252 227V232H254L255 231V226H253ZM236 229H238L237 231H239V225L238 224H236V221H235V219H232V220H230L229 221V227L228 228H226V233H227V235L225 236V238H226V244L225 245H223V243L221 242V240H222V238L224 237V235L222 234V229L221 230H219L218 232H217V236H218V238H219V241L221 242V249H220V252H221V258H223L224 259V255L227 253V252H229L230 251V248H231V242H229L230 241V239L232 238V237H234V235H236V232H233L234 230H236ZM217 230V229H216ZM56 232V231H55ZM214 233H216V231L214 230L213 231ZM57 233V232H56ZM61 234V233H60ZM52 235V234H51ZM67 235V233L65 234V236ZM5 239H7V237L5 238ZM158 254V253H157Z\"/></svg>","mask_w":264,"mask_h":264}]
</instances>
